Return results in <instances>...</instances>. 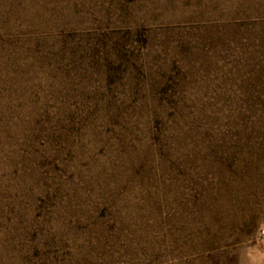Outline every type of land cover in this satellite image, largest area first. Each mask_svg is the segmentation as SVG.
I'll return each instance as SVG.
<instances>
[{
  "label": "rangeland",
  "instance_id": "374dc122",
  "mask_svg": "<svg viewBox=\"0 0 264 264\" xmlns=\"http://www.w3.org/2000/svg\"><path fill=\"white\" fill-rule=\"evenodd\" d=\"M262 231L264 0H0V264H241Z\"/></svg>",
  "mask_w": 264,
  "mask_h": 264
},
{
  "label": "crops",
  "instance_id": "0c3cea01",
  "mask_svg": "<svg viewBox=\"0 0 264 264\" xmlns=\"http://www.w3.org/2000/svg\"><path fill=\"white\" fill-rule=\"evenodd\" d=\"M241 264H264V240L245 255Z\"/></svg>",
  "mask_w": 264,
  "mask_h": 264
},
{
  "label": "built area",
  "instance_id": "2783aa9c",
  "mask_svg": "<svg viewBox=\"0 0 264 264\" xmlns=\"http://www.w3.org/2000/svg\"><path fill=\"white\" fill-rule=\"evenodd\" d=\"M261 234L264 235V231H262Z\"/></svg>",
  "mask_w": 264,
  "mask_h": 264
}]
</instances>
